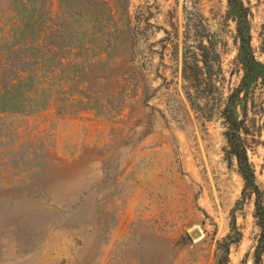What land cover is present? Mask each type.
Segmentation results:
<instances>
[{"label": "rangeland", "instance_id": "1", "mask_svg": "<svg viewBox=\"0 0 264 264\" xmlns=\"http://www.w3.org/2000/svg\"><path fill=\"white\" fill-rule=\"evenodd\" d=\"M244 1L264 63V0ZM227 12V0H0V264H218L233 216L228 264H254V198L238 205L221 115L244 75ZM202 42L222 71L191 83L183 54ZM236 113L264 189L262 85Z\"/></svg>", "mask_w": 264, "mask_h": 264}, {"label": "trees", "instance_id": "2", "mask_svg": "<svg viewBox=\"0 0 264 264\" xmlns=\"http://www.w3.org/2000/svg\"><path fill=\"white\" fill-rule=\"evenodd\" d=\"M227 2V16L236 24L238 53L235 61L244 73L240 86L227 97L221 112L226 127L224 135L228 143L227 160L229 162L232 159L236 161L238 174L244 182L242 197L238 205L254 198V217L261 231L254 254V264H262L264 256V189L257 182L256 170L248 155L245 142V122L237 116L236 108L241 100V95H247L254 85L260 84L264 89V63L257 60L252 48L250 9L244 0H227ZM216 66L222 71L221 55L211 45H205L202 42L198 48L190 49L188 53L183 54L182 75L186 81L201 84L211 75ZM231 228L232 234L219 242L218 264H228L231 246L240 242L241 235L236 225L235 216H233Z\"/></svg>", "mask_w": 264, "mask_h": 264}]
</instances>
